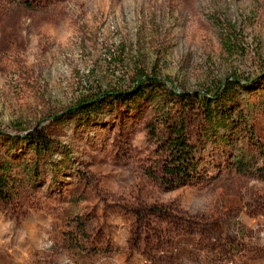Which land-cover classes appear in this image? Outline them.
<instances>
[{
  "label": "rangeland",
  "instance_id": "obj_1",
  "mask_svg": "<svg viewBox=\"0 0 264 264\" xmlns=\"http://www.w3.org/2000/svg\"><path fill=\"white\" fill-rule=\"evenodd\" d=\"M24 1L35 11L0 0V128L41 127L55 150L0 204V264H264V181L203 141L199 115L185 118L201 180L176 188L162 181L149 106L54 119L141 72L189 93L234 75L253 80L238 103L264 151V0ZM215 20L235 27L233 54Z\"/></svg>",
  "mask_w": 264,
  "mask_h": 264
},
{
  "label": "trees",
  "instance_id": "obj_2",
  "mask_svg": "<svg viewBox=\"0 0 264 264\" xmlns=\"http://www.w3.org/2000/svg\"><path fill=\"white\" fill-rule=\"evenodd\" d=\"M10 6L35 11L24 0H13ZM215 23L220 32L222 48L227 54H233L236 49L232 36L235 27L225 25L226 28L222 29L220 21L215 20ZM252 81L244 82L233 75L214 85L211 90L189 93L174 90L171 79L141 72L127 89L101 91L65 113L54 116V119L64 122L66 118H91L96 113H104L106 109L112 111L118 105H123L129 112L142 114L143 108L149 106L151 120L147 123L148 136L161 154L162 181L166 186L176 188L201 180L200 155L197 145L188 137L185 118L187 113H196L204 122L201 131L203 141L214 144L223 153V148H233V153L229 155L233 170L237 174L264 181V151L254 139L246 113L238 103L241 91L248 90ZM15 127L21 130L20 126ZM21 131V134L15 135L0 128V145L5 150L0 159V204H10L16 200L24 184H36L40 179L41 161L49 163V155L55 150L53 139L41 127ZM244 139L250 143V149H245L244 143L242 147L236 146ZM21 153H28L31 157L22 159Z\"/></svg>",
  "mask_w": 264,
  "mask_h": 264
}]
</instances>
